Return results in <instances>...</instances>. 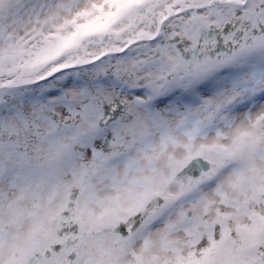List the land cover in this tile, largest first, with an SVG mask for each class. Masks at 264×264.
<instances>
[{
  "label": "snow or ice",
  "instance_id": "1",
  "mask_svg": "<svg viewBox=\"0 0 264 264\" xmlns=\"http://www.w3.org/2000/svg\"><path fill=\"white\" fill-rule=\"evenodd\" d=\"M0 264H264V0H0Z\"/></svg>",
  "mask_w": 264,
  "mask_h": 264
}]
</instances>
